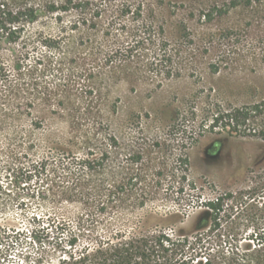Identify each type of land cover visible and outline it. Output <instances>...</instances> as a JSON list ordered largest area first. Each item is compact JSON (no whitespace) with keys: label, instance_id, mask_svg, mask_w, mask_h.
I'll list each match as a JSON object with an SVG mask.
<instances>
[{"label":"rangeland","instance_id":"rangeland-1","mask_svg":"<svg viewBox=\"0 0 264 264\" xmlns=\"http://www.w3.org/2000/svg\"><path fill=\"white\" fill-rule=\"evenodd\" d=\"M129 1L133 12L123 14L122 0H111L89 33L72 29L75 14L58 22L42 13L17 44L0 42V184L11 192L0 200V225L20 232L12 247H0V264L49 252L36 221L83 214L80 202L57 199L51 183H21L6 172L11 153L29 145L32 154L65 163L89 150L99 158L103 139L114 136L122 164L143 156L141 184L129 185L125 202L102 218L107 229L188 230L209 198L264 183V141L198 128L218 101L264 98V0L214 14L210 23L203 14L231 0ZM183 153L187 167L178 161ZM43 189L50 191L43 196ZM247 198L239 247L257 226L264 235V203Z\"/></svg>","mask_w":264,"mask_h":264},{"label":"trees","instance_id":"trees-1","mask_svg":"<svg viewBox=\"0 0 264 264\" xmlns=\"http://www.w3.org/2000/svg\"><path fill=\"white\" fill-rule=\"evenodd\" d=\"M254 2L231 0L229 6L213 7L202 17L210 23L214 14L223 16L230 9L249 8ZM110 4L111 0H0V42L17 44L27 27L36 23L42 13L55 16L58 22L67 14H75L72 29L89 33L97 29ZM132 12L131 2L122 0L121 13ZM60 44L58 48L62 49ZM60 56L63 60L66 54L60 52ZM70 57L71 60L75 58L74 54ZM198 128L264 141V98L242 106H226L218 101L207 109ZM103 141L106 149L100 152L99 158L89 150L86 157L71 155L65 163L32 154L31 145L25 152L11 153L12 161L5 169L12 172L14 178L21 183L33 179L45 185L51 183L57 191V199L80 202L83 206V214L75 221L51 218L47 222L36 221L35 226L38 224L36 227L43 239L39 245L51 247L49 252L38 253L35 258L27 255L12 264H264L262 228H254L248 237L250 242L239 247L241 232L237 225L241 203L247 196L253 204L264 203V183L260 182L250 191L223 192L209 198L201 204L199 216L188 230L168 233L162 228L126 231L118 226L107 229L102 218L117 204L125 202L129 185L141 184L143 156L131 154L124 165L119 161L122 148L117 138L109 136ZM156 145L161 148L163 145V151L171 148L166 142ZM90 147L87 144V148ZM178 161L186 167L189 164L185 153ZM49 191L43 189L42 195ZM7 195L11 192L4 191L0 184V200ZM103 228L106 230L102 231ZM19 234L10 225H0V247H12ZM224 244L230 248L226 249Z\"/></svg>","mask_w":264,"mask_h":264}]
</instances>
